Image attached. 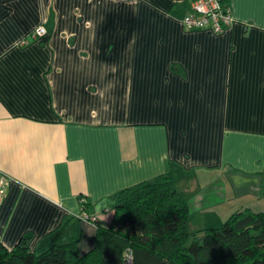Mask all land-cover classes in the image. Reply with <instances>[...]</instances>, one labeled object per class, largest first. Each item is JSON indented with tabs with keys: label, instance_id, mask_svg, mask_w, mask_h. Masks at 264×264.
<instances>
[{
	"label": "crops",
	"instance_id": "obj_1",
	"mask_svg": "<svg viewBox=\"0 0 264 264\" xmlns=\"http://www.w3.org/2000/svg\"><path fill=\"white\" fill-rule=\"evenodd\" d=\"M227 2L212 32L182 22L191 0H0L4 246L85 254L123 189L169 171L194 229L264 211V0Z\"/></svg>",
	"mask_w": 264,
	"mask_h": 264
},
{
	"label": "trees",
	"instance_id": "obj_2",
	"mask_svg": "<svg viewBox=\"0 0 264 264\" xmlns=\"http://www.w3.org/2000/svg\"><path fill=\"white\" fill-rule=\"evenodd\" d=\"M189 216L169 171L123 189L110 226H98L87 253H80L79 237L43 252L22 238L12 250L0 242V264H127L129 251L131 264H264V211L240 209L220 226L195 231L190 243Z\"/></svg>",
	"mask_w": 264,
	"mask_h": 264
},
{
	"label": "built area",
	"instance_id": "obj_3",
	"mask_svg": "<svg viewBox=\"0 0 264 264\" xmlns=\"http://www.w3.org/2000/svg\"><path fill=\"white\" fill-rule=\"evenodd\" d=\"M235 21L232 7L227 0H191V10L182 18V22L191 29H208L212 32H222L230 28ZM46 33L43 25H38L32 32L34 37L42 36ZM27 43V39H22L21 44ZM8 177L0 171V203L6 195ZM87 200L82 198L81 216L84 220L96 221L97 216L86 211ZM125 262H133L132 251L126 255Z\"/></svg>",
	"mask_w": 264,
	"mask_h": 264
},
{
	"label": "rangeland",
	"instance_id": "obj_4",
	"mask_svg": "<svg viewBox=\"0 0 264 264\" xmlns=\"http://www.w3.org/2000/svg\"><path fill=\"white\" fill-rule=\"evenodd\" d=\"M196 218H199V217L194 216L193 219H191V216H189V219H188V223H187V229H188V233H189L188 243H190L193 240V237H194L193 233L199 229H202V228L194 229L195 227L193 226V224H195L194 222H195Z\"/></svg>",
	"mask_w": 264,
	"mask_h": 264
}]
</instances>
